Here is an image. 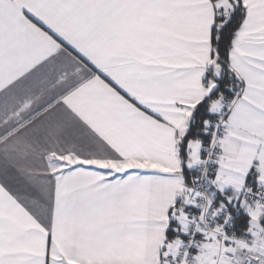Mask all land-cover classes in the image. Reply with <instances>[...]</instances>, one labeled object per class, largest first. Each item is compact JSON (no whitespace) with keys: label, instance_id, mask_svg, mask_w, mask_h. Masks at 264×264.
<instances>
[{"label":"snow or ice","instance_id":"obj_1","mask_svg":"<svg viewBox=\"0 0 264 264\" xmlns=\"http://www.w3.org/2000/svg\"><path fill=\"white\" fill-rule=\"evenodd\" d=\"M0 264H264V0H0Z\"/></svg>","mask_w":264,"mask_h":264}]
</instances>
